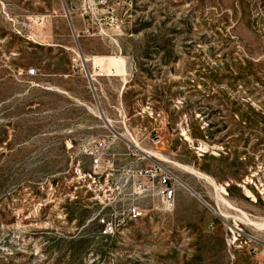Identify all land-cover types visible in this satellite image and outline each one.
<instances>
[{
    "label": "rangeland",
    "instance_id": "rangeland-1",
    "mask_svg": "<svg viewBox=\"0 0 264 264\" xmlns=\"http://www.w3.org/2000/svg\"><path fill=\"white\" fill-rule=\"evenodd\" d=\"M0 264H264V0H0Z\"/></svg>",
    "mask_w": 264,
    "mask_h": 264
},
{
    "label": "built area",
    "instance_id": "built-area-1",
    "mask_svg": "<svg viewBox=\"0 0 264 264\" xmlns=\"http://www.w3.org/2000/svg\"><path fill=\"white\" fill-rule=\"evenodd\" d=\"M27 75L36 76L38 75V71L36 68H29L27 70ZM117 135L121 136L120 134ZM113 141L114 140L112 139L111 143H107L104 139L95 140L93 142L94 143L93 147H87L84 149V153L90 156L92 159L93 174L98 173L99 169L101 168L102 160L104 159L103 156L106 154L109 145L112 144ZM130 154L134 155L133 152H130ZM112 156H114V154H112ZM145 157H147L150 160V164L144 168H141L138 171L132 169L133 166H130L126 170V173L128 175L127 178L137 179L136 182H133V186L135 188L134 192L136 194H142L143 192L149 189L148 182L144 181L148 179L150 181L152 188L155 187L157 189V195L159 196L161 205L164 207V209L170 210L174 206V202H175V188L172 182H175L176 180L179 181L180 183L182 182L172 173V171L169 168L160 165V163L154 158H150L149 156H144L137 158V160L144 159ZM131 212H141L143 214V211L139 210L138 208H133ZM100 223L102 226L101 233L103 235L106 236L113 233L114 225L112 221L101 219Z\"/></svg>",
    "mask_w": 264,
    "mask_h": 264
},
{
    "label": "bare ground",
    "instance_id": "bare-ground-1",
    "mask_svg": "<svg viewBox=\"0 0 264 264\" xmlns=\"http://www.w3.org/2000/svg\"><path fill=\"white\" fill-rule=\"evenodd\" d=\"M184 136L186 137V140H191L190 139V137L189 136H187V133L185 132L184 133ZM144 151V150H143ZM150 154V153H149ZM159 157V156H158ZM212 182V184H214V186H215V188H216V190L217 191H219L220 193H224L225 194V189H224V187H218V186H216V184L214 183V181H211ZM222 200L224 201V199L222 198ZM142 213L141 212H138V213H136L135 215H137V216H140ZM220 215L221 216H223V217H226V215L225 214H223V213H221L220 212ZM121 223H124V220H121ZM247 224H250V225H257L255 222H253L252 220H248V222H247ZM233 226H237V222L236 221H234V225ZM113 232H114V229H113Z\"/></svg>",
    "mask_w": 264,
    "mask_h": 264
},
{
    "label": "crops",
    "instance_id": "crops-1",
    "mask_svg": "<svg viewBox=\"0 0 264 264\" xmlns=\"http://www.w3.org/2000/svg\"><path fill=\"white\" fill-rule=\"evenodd\" d=\"M93 87L95 88V86L93 85ZM95 90H96V88H95ZM94 90V97H95V100H96V103L97 104H100V101H99V97H98V95H97V93H96V91ZM129 166V165H128ZM136 165H133V167H135ZM185 195H187V194H185V192H183L182 190H179V192L177 193V204H178V202L182 199V197L183 196H185ZM218 237V239H220V241H221V243H223V241H222V236L220 235V236H217ZM223 247V249H224V246H222Z\"/></svg>",
    "mask_w": 264,
    "mask_h": 264
},
{
    "label": "water",
    "instance_id": "water-1",
    "mask_svg": "<svg viewBox=\"0 0 264 264\" xmlns=\"http://www.w3.org/2000/svg\"><path fill=\"white\" fill-rule=\"evenodd\" d=\"M65 11H66V10H65ZM66 16H67V18H68V22H69V24H70V27H71V29H72V32L74 33V28H73V26H72V23H71L70 17L68 16L67 11H66ZM74 36L77 37L75 33H74ZM80 57H81L82 63H84V62H85V58L81 55V53H80ZM86 76H87V78H88V81H89L90 86L92 87V90L94 91L93 83H92V80H91V76H90V73H89L87 70H86Z\"/></svg>",
    "mask_w": 264,
    "mask_h": 264
}]
</instances>
